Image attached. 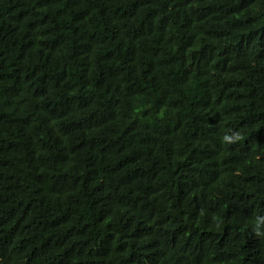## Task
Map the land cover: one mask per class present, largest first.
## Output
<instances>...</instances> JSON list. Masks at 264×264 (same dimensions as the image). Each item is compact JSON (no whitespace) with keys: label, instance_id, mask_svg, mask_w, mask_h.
I'll use <instances>...</instances> for the list:
<instances>
[{"label":"trees","instance_id":"trees-1","mask_svg":"<svg viewBox=\"0 0 264 264\" xmlns=\"http://www.w3.org/2000/svg\"><path fill=\"white\" fill-rule=\"evenodd\" d=\"M0 264H264V0H0Z\"/></svg>","mask_w":264,"mask_h":264}]
</instances>
